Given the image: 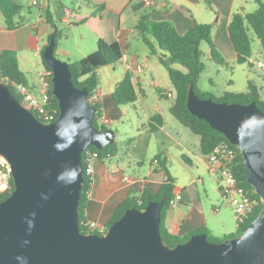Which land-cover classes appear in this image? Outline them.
<instances>
[{
    "label": "water",
    "instance_id": "1",
    "mask_svg": "<svg viewBox=\"0 0 264 264\" xmlns=\"http://www.w3.org/2000/svg\"><path fill=\"white\" fill-rule=\"evenodd\" d=\"M55 33L42 58L51 71L59 116L40 122L0 82V157L13 191L0 202V264H264V113L247 105L201 99L189 85L186 108L235 146L262 209L237 237L214 243L196 234L169 248L160 233L162 201L128 209L101 236L79 229L81 155L115 143L113 129L93 126L96 109L54 56Z\"/></svg>",
    "mask_w": 264,
    "mask_h": 264
},
{
    "label": "crops",
    "instance_id": "2",
    "mask_svg": "<svg viewBox=\"0 0 264 264\" xmlns=\"http://www.w3.org/2000/svg\"><path fill=\"white\" fill-rule=\"evenodd\" d=\"M12 1L22 7L19 18L24 24L9 31L0 15V54L5 50L16 53L19 69L33 92H37L39 76L44 71L40 52L52 32L44 20V9L51 11L61 31L55 54L68 64L95 52L99 39L118 43L123 52L119 64L96 71L101 113L97 123L115 130L117 152L92 162V181L83 213L85 224L105 228L118 206L128 198H140L144 190L157 194L170 176L174 195H180L181 200L164 214L163 227L169 234L183 238L205 229L217 240L233 235L238 229L233 212L217 189L207 155L200 151V137L171 115L175 91L168 73L134 29L143 16L154 22H171L181 35L195 24L211 25L213 44L225 61L222 67H228V62L235 63L237 57L228 25L233 14L243 13V4L248 0H78L86 7L83 16L81 3L68 8L61 0H42L41 6H33L34 0ZM74 25L75 29L88 26L94 31L91 46H81L75 53L62 45V40L69 38L65 29H73ZM84 39L83 45L87 43ZM205 55L209 58V48L203 52ZM173 68L185 71L179 65ZM127 70L132 74L136 101L117 105L113 93ZM251 74L255 81L251 80ZM257 77L256 69L248 71L247 89L249 81L259 89ZM197 86L201 92L211 93L202 91L199 79ZM227 92L247 90L224 91ZM156 115L163 123L160 126L153 123L151 131L148 123Z\"/></svg>",
    "mask_w": 264,
    "mask_h": 264
},
{
    "label": "trees",
    "instance_id": "3",
    "mask_svg": "<svg viewBox=\"0 0 264 264\" xmlns=\"http://www.w3.org/2000/svg\"><path fill=\"white\" fill-rule=\"evenodd\" d=\"M257 5V9L251 13H235L228 25V34L231 44L236 52V65L247 67L248 71L253 68V61H257L253 56V39L257 40L258 50L264 58V3L261 0H253ZM103 6L98 7L101 10ZM22 7L12 0H0V15L7 30L12 31L24 24L19 14ZM43 16L46 24L51 31L55 30V51L58 47V41L61 37L58 23L54 20L53 15L49 9L43 10ZM84 20H82V23ZM211 25L195 24L184 34H179L171 22H154L148 17L143 16L135 26V32L139 34L143 44L148 48L149 53L157 57L159 63L166 69L171 85L175 91L174 104L170 109L171 115L178 120L183 126L187 127L194 135L200 137V151L204 155H209L213 149L220 143L227 144L234 149L236 157V166L234 167V174L239 181V184L244 188L253 190L251 185L246 180V171L243 165L242 156L239 150L231 145L227 139L219 132L212 129L205 121L198 119L190 114L186 108V96L189 85H192L194 93L201 99H211L217 103H235L240 105H247L254 102L257 108L264 113V99L259 97L258 88L252 82H248V89L245 93H224L221 96H215L211 93L201 92L198 89L197 83L200 75L205 70L203 63V52L201 51V44H206L209 48L210 60L216 65H225V61L216 50L212 37ZM50 35L47 37L46 45L40 52L41 63L44 70L50 72L42 58L44 48L48 45ZM123 59V52L118 43H107L102 39L97 42V49L95 52L87 55L75 63H69L68 69L70 72V79L73 85L81 90L87 92V102L93 91L98 86V77L96 71L104 66H115ZM174 65L181 66L185 71H180L173 68ZM6 81V82H5ZM0 82L3 83L15 99L23 105V97L17 93L14 85H22L29 89V85L25 75L20 71L16 53L14 51L5 50L0 54ZM30 90V89H29ZM31 91V90H30ZM49 94L52 100L53 107L57 110V118L59 116L58 102L52 95L51 76L49 78ZM113 100L117 105L133 104L136 101V93L132 84V74L126 71L122 80L116 86L113 93ZM89 105H91L88 102ZM96 109L93 119V126L100 130L106 131L107 128L98 125L97 121L100 118V107L98 104L91 105ZM33 115L40 120L35 112ZM153 123L157 126L162 125V118L158 115L153 116L148 123L151 131H154ZM117 152V144L114 143L103 150H98L93 146L87 148L81 155L82 164V178L83 183L80 191V201L78 205V219L79 229L83 234H95L101 236L97 232H90L87 230L84 221V206L86 194L91 185L90 180L85 174L87 159L93 153H97L100 158L114 155ZM13 191V183H12ZM254 198L259 201L258 207L245 220L244 224L240 226L237 231L222 240L214 239L205 229H201L188 234L183 238L169 234L163 227V217L169 209L170 200L174 197L173 179L169 176L161 186L159 192L151 195L147 190H144L140 198H128L120 206H118L105 226V230L116 221H118L126 210L137 209L144 210L146 205L150 202L162 201V209L160 214V233L163 241L167 247L173 248L178 243H184L196 234H206L210 242L219 243L225 239L240 236L250 225V223L257 217L262 209V203L256 193ZM7 198V197H6ZM4 198V199H6ZM3 199V200H4Z\"/></svg>",
    "mask_w": 264,
    "mask_h": 264
},
{
    "label": "built area",
    "instance_id": "4",
    "mask_svg": "<svg viewBox=\"0 0 264 264\" xmlns=\"http://www.w3.org/2000/svg\"><path fill=\"white\" fill-rule=\"evenodd\" d=\"M42 0H34L33 6H41ZM149 4V3H148ZM253 68L264 70V60L253 61ZM50 72L43 71L39 76V86L37 92L30 91L22 85H14L17 93L22 95L23 107L30 112H35L40 118V122L48 124L57 119V110L52 105L49 94ZM6 82V81H5ZM171 97L170 94L167 95ZM91 105L98 104V94L96 89L88 99ZM39 120V119H38ZM109 157V156H107ZM237 154L234 149L225 143L218 144L213 151L207 155L211 173L215 178V183L221 197L227 202L233 212V217L237 228L242 226L247 217L258 207L259 201L253 196L254 190L244 188L239 184L234 174ZM99 158L97 153H93L87 159L85 174L92 181V162ZM157 160H154L156 163ZM127 180V179H125ZM12 193V176L8 163L0 157V202ZM180 195H174L170 200L169 208L180 202ZM90 232L105 234L103 227L94 223L85 224Z\"/></svg>",
    "mask_w": 264,
    "mask_h": 264
},
{
    "label": "rangeland",
    "instance_id": "5",
    "mask_svg": "<svg viewBox=\"0 0 264 264\" xmlns=\"http://www.w3.org/2000/svg\"><path fill=\"white\" fill-rule=\"evenodd\" d=\"M264 3V0H261ZM63 4L66 5V7L71 8L72 6H77L81 2H78V0H61ZM82 4V3H81ZM82 13L81 16L84 15V11L86 10L85 5L82 4L81 6ZM243 13H251L257 9V5L254 3L253 0H248L243 4ZM93 29L91 27H81L79 29H75V25L73 26V29H65L64 34H69L68 41L62 40V45L65 49H73V52L75 53L77 48L80 49L83 46H91L89 43L93 36ZM85 38V39H84ZM83 39L87 42L83 45ZM66 41V42H65ZM253 56L256 60L264 58L260 54L258 50V43L257 40L253 39ZM60 42L58 41V44ZM82 46V47H81ZM207 45L202 44V51L205 52L207 50ZM73 53V54H74ZM75 55H73L74 57ZM55 57L62 60L57 53L55 54ZM203 63L205 65L204 72L200 75L199 78V86L202 89V91H210L211 94L215 96L222 95L224 91H237V92H245L247 90V80L246 76H248V69L247 67H241L239 65H236V63L228 62V67H222L219 65H216L205 55L203 56ZM45 71V70H44ZM258 77L257 79L260 80L259 83H261V86L259 85L258 93L259 97L261 99H264V70H257ZM250 78L252 81H255V77L253 74L250 75ZM230 83H233V87L230 88ZM31 91H34L32 88L29 87ZM36 91V90H35Z\"/></svg>",
    "mask_w": 264,
    "mask_h": 264
}]
</instances>
